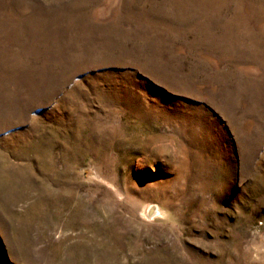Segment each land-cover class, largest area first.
<instances>
[{"label":"rangeland","instance_id":"1","mask_svg":"<svg viewBox=\"0 0 264 264\" xmlns=\"http://www.w3.org/2000/svg\"><path fill=\"white\" fill-rule=\"evenodd\" d=\"M0 264H264V0H0Z\"/></svg>","mask_w":264,"mask_h":264}]
</instances>
